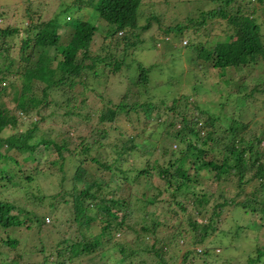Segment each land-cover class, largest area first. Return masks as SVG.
Here are the masks:
<instances>
[{"label":"trees","instance_id":"16d2710c","mask_svg":"<svg viewBox=\"0 0 264 264\" xmlns=\"http://www.w3.org/2000/svg\"><path fill=\"white\" fill-rule=\"evenodd\" d=\"M212 1L218 5L203 10L199 16H193L184 5L187 11L183 16L168 17L163 29L160 16L144 14V7H151L146 0H60L59 10L47 20L40 17L34 20L28 7L27 25L4 26L0 22L1 249L23 247L22 238L14 233L18 228L25 227L29 234L33 222L42 229L50 221L64 227L62 238L50 251L46 244H40L41 248L39 245L33 247L36 255L43 259L26 264H81L76 263V258H82L85 253L103 255L111 248L115 249L111 255L119 254L117 264H136L135 257L148 251L157 256V263L166 264V255L172 257L173 263L177 261L172 251L179 246L183 231L188 227L193 233L183 253L182 264H195L196 258L211 254L212 247H206L205 243L223 216L224 226L229 228L225 220L230 218L233 206L244 209L245 214L262 212L264 216V211L253 210L250 206L264 201V130L256 128L258 121L255 120L258 112L264 115V101H261L264 79L259 84L241 79V88L236 94L229 93L225 102L233 103V112L222 111L218 115L205 109L200 97L185 93L178 96L175 90L173 100L163 97L162 105L153 101L155 85L151 72L157 65L144 66L139 62L134 80L136 88L123 92L115 101L108 97L110 83L122 78L121 73L131 66L129 57L136 55L145 38L142 31L148 30L153 20L158 21L166 40L171 35L180 36L187 45L191 36L187 33L195 35L199 49L192 68L203 75L206 83L210 81V85L213 80L228 81L230 68L243 67L250 73L255 67H262L264 0ZM86 6L115 26L107 29L104 37L113 42L102 47L103 53L92 49L98 26L88 17L74 18L72 15L73 9L81 10ZM62 13L65 16H61ZM2 16L0 13V18ZM145 16L147 20L140 21V17ZM216 19L224 23L222 28L216 24ZM63 27H66L64 33L61 32ZM215 28L222 32H215ZM14 47H18V54ZM167 82L171 84L170 80ZM91 96L98 99L99 107H89ZM191 97L195 106L193 114L181 108L182 105L188 107ZM249 101L259 109L255 114L254 108L247 109ZM246 109L251 116L248 121L241 119ZM155 110H163L154 119L159 124H167L165 135L169 134L179 145L178 149H170L164 140L158 147L164 156H169L166 163L150 158L151 143L146 142L142 133L143 126L152 124ZM75 117H84L87 122L97 119L102 125L92 123L88 136L82 135L79 129L70 130L71 126L65 130ZM48 118H56V125L39 133L41 122ZM121 119L129 121L134 132L129 136L122 132L118 142L112 143L111 126ZM42 145L55 153L51 167L44 170L34 166L27 170L26 163L35 160L34 154ZM107 145L116 153L111 161L103 159L102 152ZM53 166H57L58 173ZM248 171L252 173L248 175ZM46 174L59 175L57 192L46 194L43 191L39 177ZM113 174L122 179L121 183L114 184ZM147 175L154 182H163L156 193H151L154 185L151 182L134 195H118L124 183L136 185ZM230 176L239 178V191L234 197L227 199L222 192L216 194L208 188ZM258 177L262 180L257 185ZM249 182L254 184V190L239 197L240 193H245V185ZM11 188L24 191L25 199L31 203L42 205L51 199L48 209L39 213L27 204L21 205L9 198ZM214 197L223 198V202L212 205ZM64 204L71 207L69 205L68 215L62 217L60 208ZM151 204L165 206L168 221L160 218L157 208H148ZM229 204L232 207L227 209ZM137 212L140 215L136 216ZM173 215H180V221L174 222ZM97 219L101 225L95 232L92 227ZM231 220L236 225L239 223L233 215ZM255 220L260 226L264 225L263 217ZM240 228L243 227L238 225L236 236L240 235ZM162 232L166 235L160 237ZM128 233L133 234L130 240ZM184 242L182 240V244ZM210 242L214 240L210 238ZM201 244L204 249L199 248V253L197 248ZM263 254L252 252L246 263L252 264ZM5 261L0 254V264H21L17 258Z\"/></svg>","mask_w":264,"mask_h":264},{"label":"rangeland","instance_id":"374dc122","mask_svg":"<svg viewBox=\"0 0 264 264\" xmlns=\"http://www.w3.org/2000/svg\"><path fill=\"white\" fill-rule=\"evenodd\" d=\"M65 2H71V0H63ZM146 2L151 3V7L146 5L144 7V14L147 15L149 13L150 16L152 15H158L160 16V20L162 22V29L164 28V25L168 22V17L170 16H178L182 17L183 14L187 11L184 5L188 6L190 11L192 12V15H198L203 10H208L210 8H214L218 5L217 2H213L212 0H146ZM186 2H190L189 4H186ZM60 0H0V13L3 14L2 18H0L1 25H11V26H21V25H27L28 18H27V9L28 7L31 8V12L33 13L34 20L37 21L38 17H40L41 20H47L51 16L55 14L59 10ZM64 15V13L61 14V16ZM72 15L74 18L77 17H88V20H90L92 23L96 24L98 26V31L96 33V36L94 38L92 49L93 51H98L100 53H103L102 47L110 42H113L111 38L106 39L104 36L107 34V29H114V25H109L107 22L102 20L98 17V14H96L90 6H86L84 9H73ZM65 16V15H64ZM63 16V17H64ZM199 16V15H198ZM185 17V15H184ZM147 20V16L140 17V21ZM263 20V18L260 19V22ZM216 24L220 25V28L224 26V23L220 19H216ZM215 24V25H216ZM159 23L157 20L152 21V25L148 30L142 31V36L145 37L144 41L140 44V47L136 53V55H131L129 57V62L132 63L130 67L126 68L121 74V77L115 78L112 83H110L109 86V92L108 97L111 98L113 101L118 100L119 96L130 89H133L135 87V77L138 74V63L140 62L144 66H149L151 64H156V67L152 68L151 75L153 77V83L155 85L154 89H152L153 94V101L158 102L162 100L163 97H166L165 99L167 101L173 100L174 93L173 91H177V95L180 96V94H191L195 98H201L200 104L211 112H217L218 115L222 114V111L233 112L232 108V102L225 103L230 96L229 93H237L238 90L241 88V79H249L251 84H259L261 79H264V65L262 67H255L250 73H247V68L239 67V68H230L228 69V81L220 80L218 79L216 82L213 80L211 82V85L209 84L210 81L207 83L205 82V78L202 77L203 75H200L197 72H194L192 66L195 62V58L198 56V40L195 39V35H192L193 33H187L191 36L188 37L190 39V44H187V42H182L180 36L175 37L174 35H171L168 37V39H165V34L163 30L159 27ZM66 27L61 28V32L64 33ZM219 28H215V32H219L222 30H218ZM264 29V26H263ZM264 32V31H263ZM189 36V35H188ZM16 40H20L19 38ZM160 44V45H159ZM106 46V45H105ZM15 54H18V47H14ZM162 70V71H161ZM124 76V77H123ZM202 77V78H201ZM170 80L167 85V81ZM242 84V83H241ZM210 85V87H209ZM136 88V87H135ZM208 88V90H207ZM243 92H246V89H242ZM208 91V93H205ZM201 92L204 94L201 95ZM201 95V96H200ZM145 98V97H144ZM232 99L234 97L232 96ZM194 98H189V105L188 107H185L184 105L181 106L182 110L194 113L195 106L193 104ZM234 101V100H233ZM261 101H264V98H261ZM98 99L96 101V97L91 96L89 101V107L96 108L99 107L98 105ZM171 103V102H170ZM261 105V104H260ZM255 109V104L252 101H249L247 103V109ZM258 107V106H257ZM161 108V107H160ZM159 109V108H158ZM247 109L242 111L241 119L244 121L251 120V116L248 113ZM259 109H255L253 113L255 114ZM163 112V110H160ZM160 111L155 110L152 114V124H146L142 127L141 124H137V126H140L142 128H145L143 131L142 129H139V132L142 131L144 137L146 138V142L149 141L150 144V158H158L162 163H166L167 159L169 158L168 155L164 156L162 153V149L158 148L163 144V141L165 140L167 142L168 148L170 149H178L179 145L177 142L172 141L170 138V135H165L166 133V125L159 124L160 122H157V120L154 119L156 115H160ZM264 113V112H263ZM234 114V113H233ZM171 115L175 116L174 111H172ZM233 115H231L232 117ZM145 115L142 114V119H145ZM205 118V117H204ZM124 119V117H123ZM118 121L117 124H114L111 126L113 129L109 132V138L112 141V143H117L118 139H120V133L123 132L126 136H129L134 132L133 127L130 125L129 121L123 120ZM163 119V117H161ZM56 118H48L46 121L41 122V128L39 130V133L47 132L49 130L48 128L50 126L56 125ZM165 120V119H164ZM255 120L258 121L256 128H258L260 131L264 130V115L260 112H258ZM96 122V123H95ZM92 123L96 126L100 123H97V119L92 120V122H87V120L84 119V117L78 119L75 117L71 120L69 125H66L65 130L69 129L72 131L80 130L82 135H87L91 133L90 128ZM108 123V122H107ZM178 121H176V124ZM254 123V121H253ZM144 124V122L142 123ZM102 124H100L101 126ZM254 125V124H253ZM110 126V125H106ZM115 126H119L118 128H115ZM110 127V128H111ZM178 127V126H177ZM174 128V127H172ZM58 131V130H57ZM172 131V130H171ZM138 132V130H137ZM219 132H221V128H219ZM165 136V137H164ZM111 143V142H110ZM111 143V144H112ZM264 145V143H263ZM171 151V150H170ZM170 153V152H169ZM115 151H112V147L110 145H107L106 148L103 150L102 155L105 157L103 158L106 161H111L113 157L115 156ZM55 157V153L52 149H45L42 146L38 148L37 152L34 154L35 160H31L30 162L26 163V168L32 169L34 166H38L40 169L46 170L50 165L51 159ZM56 173H58L59 170H57V166H53ZM252 171H248V175H250ZM59 176V175H58ZM58 176L55 174L53 175H42L39 177V184L42 185L43 191L46 194H49L51 192H57L59 189L58 183ZM112 180H114V184L117 182L121 183L122 179L118 178V176L112 175ZM205 179V176H204ZM256 184L258 185L262 179L260 177L256 178ZM151 182H154V179L147 175L143 176L140 180V182L136 183V185H131L128 183H124V186L120 190L118 195H128L129 193L134 195L136 191L139 189L142 191L144 189V185H148ZM238 182L239 178L237 176H230L228 179L222 181L219 185H214L211 188V191H213L216 194H219V192L223 193V196L225 198L230 199L234 197L238 189ZM163 185V182L160 180H157L154 182V185L151 187V193H156L158 191L159 186ZM158 187V188H157ZM254 190V184L252 182H249L245 185V193H240L238 196L242 197L246 194H248L251 190ZM9 194V195H8ZM8 196L11 199H16L18 203L27 204L28 208L35 209L39 213H42L44 210L46 211L48 209L49 198L42 204H36L28 202L24 196V191L11 188L8 191ZM216 200V201H214ZM223 202V198L214 197L213 200H211V204H215L216 202ZM46 203V204H45ZM70 204H64L60 209L62 214V217L67 216V211L69 210ZM138 206V204H137ZM251 208L258 209L264 211V201H260L258 203H252ZM232 207V204L227 205V209H230ZM150 209L157 208V213H159L160 218H164V221H168L167 214H166V207H162L160 205L151 204L148 206ZM232 213L229 214V217L225 222H227V226L229 228H225L224 226V216L223 219L220 220L217 224V229L212 232L211 236H209L208 240L206 241L205 245L206 247H212V252L208 256H200L196 258L195 264H247L250 254L252 252L254 253H264V225L260 226L255 221L256 218L261 219V217L264 218L263 214L254 212V215L251 214H245L244 209L238 207H232ZM143 214V213H142ZM140 215V212L136 213V216ZM234 216L235 218L239 219V223L236 225L235 223H232L231 216ZM226 216V215H225ZM50 217V216H49ZM179 218V219H178ZM180 215H173V221L177 222L180 221ZM205 220V218L203 219ZM48 222V220H46ZM52 221V220H51ZM261 222V221H260ZM58 225V224H57ZM52 224V222H48L46 226H44L42 229L39 228V225L37 222L32 223V229L30 233L25 227L18 228V232H14L15 235L22 238V248L17 249H11L9 247H3L0 252L1 257L3 261L10 260L13 258L21 260V264H26L32 261H40L43 259L41 255H36V251L34 252L33 247L36 245L41 248L40 244H46L47 250H53L56 243L62 238V233L64 231V227H61V225L57 226ZM101 225V222L99 219H97L95 222H93L92 229L96 232L98 231V227ZM238 225H241L243 228H240V235L236 236L235 233L237 232ZM98 226V227H97ZM261 227V230L259 229ZM185 228L183 231V236L179 240V246L173 248V254L176 257V262H172V257H169V255H166L167 258L166 264H182L183 261V253L188 249L187 244L190 239L191 234L193 233L190 229ZM226 229V231H224ZM230 230L228 232L227 230ZM244 234H243V231ZM260 230V231H259ZM70 229L69 233L70 234ZM259 232V235H258ZM91 232H89L90 234ZM261 233V234H260ZM121 234V233H120ZM132 233H128L127 238L128 240L132 239ZM160 237L165 236L166 233L162 232L159 234ZM184 237V238H183ZM210 238L214 240V242H210ZM182 240H184V244H182ZM212 243V244H210ZM182 244V245H181ZM204 249L203 244L199 245L197 248V251ZM115 249L111 248L107 251L105 254H101L100 252H94V253H88L84 254L81 257L76 258V263L81 264H117L120 261L119 254L117 255H111L110 253L113 252ZM32 251V252H31ZM51 252H48V255L51 256ZM55 255V253H54ZM53 257V256H52ZM137 263L136 264H164V263H157L156 259L157 256L154 254H151L148 252H145L143 256L140 257V255H137L135 257ZM261 260V261H260ZM6 262V261H5ZM4 262V264H5ZM252 264H264V254L261 256L260 259H255V261Z\"/></svg>","mask_w":264,"mask_h":264},{"label":"clouds","instance_id":"9594fccd","mask_svg":"<svg viewBox=\"0 0 264 264\" xmlns=\"http://www.w3.org/2000/svg\"><path fill=\"white\" fill-rule=\"evenodd\" d=\"M184 42H186V41H184ZM199 250H201V249H199Z\"/></svg>","mask_w":264,"mask_h":264}]
</instances>
